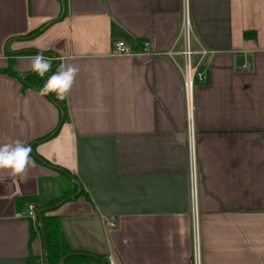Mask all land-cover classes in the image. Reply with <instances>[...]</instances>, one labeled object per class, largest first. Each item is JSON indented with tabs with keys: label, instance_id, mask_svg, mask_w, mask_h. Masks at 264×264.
I'll list each match as a JSON object with an SVG mask.
<instances>
[{
	"label": "crops",
	"instance_id": "obj_1",
	"mask_svg": "<svg viewBox=\"0 0 264 264\" xmlns=\"http://www.w3.org/2000/svg\"><path fill=\"white\" fill-rule=\"evenodd\" d=\"M65 2L0 0V143L25 142L35 161L26 183L0 172V264H47L27 198L61 201L50 214L92 257L67 264H194L185 17L192 48L210 52L193 98L200 264H264V0ZM62 64L79 69L68 96L41 95Z\"/></svg>",
	"mask_w": 264,
	"mask_h": 264
},
{
	"label": "built area",
	"instance_id": "obj_2",
	"mask_svg": "<svg viewBox=\"0 0 264 264\" xmlns=\"http://www.w3.org/2000/svg\"><path fill=\"white\" fill-rule=\"evenodd\" d=\"M181 35L184 39V49L181 53L184 55L185 62L181 68L183 75V86L186 100L187 113V134H188V162H189V179H190V199H191V213H192V243H193V260L194 264H200L201 248H200V231H199V176H198V162L196 154L195 142V127L193 117V98L197 81L204 82L207 79L206 72L203 69V64L206 56L210 53L207 49L201 48L195 51L192 48L190 41V21L187 17L183 20V29ZM149 43L144 44V52L148 51ZM115 52L119 55L133 54V48L125 41H118L115 44ZM175 52L170 51L168 54L173 55ZM194 54H198L195 60ZM246 69L250 65L245 62L243 65ZM23 216L31 219L34 223L37 222V209L34 203H29L27 210ZM115 226L114 222L110 223ZM108 264H119L117 260L110 256Z\"/></svg>",
	"mask_w": 264,
	"mask_h": 264
},
{
	"label": "clouds",
	"instance_id": "obj_3",
	"mask_svg": "<svg viewBox=\"0 0 264 264\" xmlns=\"http://www.w3.org/2000/svg\"><path fill=\"white\" fill-rule=\"evenodd\" d=\"M51 63L44 56L43 50L35 55L32 61V71L43 77L51 70ZM79 69L75 65H61L50 76L40 89L41 95L56 93L58 99H65L74 84ZM31 146L21 140L0 143V172H5L14 181L27 182L29 169L35 166L31 159Z\"/></svg>",
	"mask_w": 264,
	"mask_h": 264
},
{
	"label": "trees",
	"instance_id": "obj_4",
	"mask_svg": "<svg viewBox=\"0 0 264 264\" xmlns=\"http://www.w3.org/2000/svg\"><path fill=\"white\" fill-rule=\"evenodd\" d=\"M38 32V31H36ZM34 32V33H36ZM33 33V34H34ZM57 69H55L54 72H56ZM46 73H49L46 72ZM51 75V73H50ZM37 77H40L39 75H36ZM64 109V108H63ZM84 191H82V194ZM25 202L34 203L33 199H22ZM58 201H54L53 203H50L48 205H35L37 209V213L41 209L45 210L42 212L41 218L37 217V222L35 223L36 228L38 231H42L45 236V242H46V262L47 264H58L64 257L68 256V258L64 261L63 264H67L69 262L73 261H86L92 259V257L84 256L82 254H76L73 253V251L70 249L63 233L61 230V224L60 219L57 215H51L50 212L55 208ZM49 208V209H48ZM34 227V226H33ZM36 232L33 231V237H35Z\"/></svg>",
	"mask_w": 264,
	"mask_h": 264
},
{
	"label": "water",
	"instance_id": "obj_5",
	"mask_svg": "<svg viewBox=\"0 0 264 264\" xmlns=\"http://www.w3.org/2000/svg\"><path fill=\"white\" fill-rule=\"evenodd\" d=\"M62 2H63V7H64V12H63V14H64V13H65V10H66V2H65V0H62ZM60 170L63 171L65 174H67L70 178H73V176H72L71 174H69L68 172H65L63 169H60ZM73 179H74V178H73ZM80 192H81V187H80L79 192H78L76 195H78ZM48 209H49V208H48ZM44 210H45V208H44V209H41V210L39 211L38 215H39L40 218H41L42 212H43ZM42 232H43V230H42ZM43 236H44V234H43ZM44 245H45V251H46L45 237H44ZM84 255H87V254H84ZM68 256H70V255H68ZM68 256L64 257V258L61 260V262H60L59 264H62V263L68 258Z\"/></svg>",
	"mask_w": 264,
	"mask_h": 264
}]
</instances>
